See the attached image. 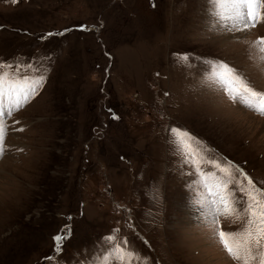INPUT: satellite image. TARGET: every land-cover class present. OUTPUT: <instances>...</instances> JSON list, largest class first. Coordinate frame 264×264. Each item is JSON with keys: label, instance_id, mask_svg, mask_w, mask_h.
<instances>
[{"label": "rangeland", "instance_id": "rangeland-1", "mask_svg": "<svg viewBox=\"0 0 264 264\" xmlns=\"http://www.w3.org/2000/svg\"><path fill=\"white\" fill-rule=\"evenodd\" d=\"M209 10L210 0H0L6 90L17 67L12 87L45 78L4 121L0 264H88L114 229L148 264H236L203 222L205 190L168 132L186 130L264 187V115L203 83L208 62H224L264 91V45L247 43L264 23L222 31ZM178 53L194 56L190 67ZM232 221L219 227L235 231Z\"/></svg>", "mask_w": 264, "mask_h": 264}, {"label": "snow or ice", "instance_id": "snow-or-ice-1", "mask_svg": "<svg viewBox=\"0 0 264 264\" xmlns=\"http://www.w3.org/2000/svg\"><path fill=\"white\" fill-rule=\"evenodd\" d=\"M209 17L210 27L214 29L232 33L246 32L264 23V0H210ZM247 43L250 48L257 44L264 45V37ZM259 51L264 53V47ZM175 55L177 62L182 66H191L194 56L188 53ZM259 60L264 61V55H261ZM25 67L31 70L33 66ZM208 68L203 83L219 90L226 87L232 102L240 103L264 115V91L252 87L244 76L227 63L208 62ZM19 71L21 68L17 67L8 74L7 78L11 84L6 90L3 65H0V158L4 154L5 117H11L21 109L45 79L43 75L19 76L21 85L26 83L28 87H12L16 85L13 76H17ZM37 71L39 72V69ZM168 132L175 152L185 166L193 169L188 175L198 177L194 180L193 187L205 190L196 202L201 208L203 222L213 229V236L218 238V242L236 264H264V187L258 186V183L238 166L231 170V165L227 168L221 167L210 159L206 148L202 147V142L186 130L169 126ZM205 164L215 167L223 175L217 178V172L206 171ZM209 176L212 177L211 182ZM220 217H233L232 222L239 226L235 231H225L219 227ZM128 227L134 228V225L129 224ZM120 231L114 229L112 234L103 238L107 248L102 249L100 255L91 258L88 264H148L147 258L131 247L127 237L119 235ZM70 233L71 229L66 227L63 234L53 237L57 255L63 251ZM47 259L51 262L56 256Z\"/></svg>", "mask_w": 264, "mask_h": 264}]
</instances>
